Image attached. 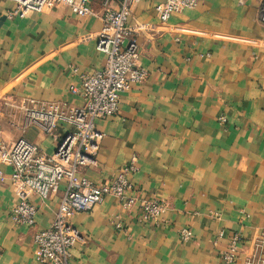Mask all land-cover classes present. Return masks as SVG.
Returning <instances> with one entry per match:
<instances>
[{
	"label": "crops",
	"instance_id": "0c3cea01",
	"mask_svg": "<svg viewBox=\"0 0 264 264\" xmlns=\"http://www.w3.org/2000/svg\"><path fill=\"white\" fill-rule=\"evenodd\" d=\"M121 1L94 0L89 16L56 5L19 16L13 1L0 0V145L25 138L55 151L70 125L47 135L26 124L23 106L84 104L80 75L104 67L97 35L107 6ZM163 1L141 0L128 19L147 75L121 93L117 114L95 121L104 135L97 165L80 176L101 185L135 158L130 195L167 201L169 210L159 227L114 196L72 213L82 237L73 264H224L233 233L249 246L264 230L262 0H200L167 22L155 11ZM0 171V264H42L34 236L51 226L66 183L46 200L29 195L38 210L29 226L12 217V168L0 160ZM185 227L193 232L188 242L178 232Z\"/></svg>",
	"mask_w": 264,
	"mask_h": 264
},
{
	"label": "built area",
	"instance_id": "2783aa9c",
	"mask_svg": "<svg viewBox=\"0 0 264 264\" xmlns=\"http://www.w3.org/2000/svg\"><path fill=\"white\" fill-rule=\"evenodd\" d=\"M10 1L16 4L12 13L19 16L41 12L48 5L68 7L80 16L93 14L94 0ZM140 1L122 0L117 9L108 6L105 9L97 35V50L106 55V63L101 70L80 75L82 106L68 108L60 103L36 105L33 102L23 106L26 124L38 126L47 135L63 123L70 125L55 151L47 154L25 138H20L11 148L0 145V160L12 168L11 179L17 190L18 201L11 210L16 223L36 224L38 210L30 202L29 195L46 200L60 190L63 182L66 183L51 226L34 236L37 259L42 264H73L71 249L82 237L71 224L70 215L91 211L108 196L116 197L127 212L138 206L142 211L141 221L147 225L159 227L169 210L167 201L130 195L133 185L129 177L138 170L135 158L121 169L117 177L101 185L80 176L82 169L97 165L104 135L96 128L95 121L117 114L121 93L132 83H140L146 78V71L138 64L139 48L132 38L134 28L128 25L134 7ZM199 1L164 0L156 5L155 11L160 21L167 22L175 13L195 8ZM259 18L264 23V0L259 7ZM72 70L78 72L76 67ZM220 120L225 121L226 118L222 116ZM115 224L118 230L124 229L120 221ZM178 232L184 242L193 239L189 228H181ZM220 258L224 264H264V230L251 239L249 246L244 243L240 232L233 233Z\"/></svg>",
	"mask_w": 264,
	"mask_h": 264
}]
</instances>
